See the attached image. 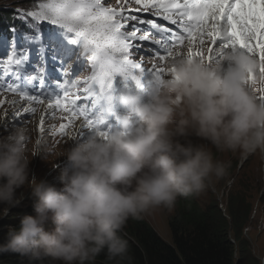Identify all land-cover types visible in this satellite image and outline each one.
Returning a JSON list of instances; mask_svg holds the SVG:
<instances>
[{"label": "clouds", "instance_id": "obj_1", "mask_svg": "<svg viewBox=\"0 0 264 264\" xmlns=\"http://www.w3.org/2000/svg\"><path fill=\"white\" fill-rule=\"evenodd\" d=\"M216 57L174 54L145 89L120 91L113 101L125 109L118 125L107 137L90 132L72 140L57 154L63 160L52 177L34 175L51 142L31 136L28 147L26 128L0 137V203L19 204L22 187L33 203L13 218L19 227H9L0 252L19 253L30 264H97L102 253L107 261L131 264L129 242L120 235L130 218L151 225L144 215L152 210L165 208L169 218L178 198L213 188L210 182L229 167L217 152L245 160L264 155V103L256 91L264 80L260 74L256 83L249 80L258 61L239 48L220 47ZM193 136L201 142L193 143ZM34 156L41 158L30 175ZM225 191L222 199L215 195L227 215Z\"/></svg>", "mask_w": 264, "mask_h": 264}, {"label": "snow or ice", "instance_id": "obj_2", "mask_svg": "<svg viewBox=\"0 0 264 264\" xmlns=\"http://www.w3.org/2000/svg\"><path fill=\"white\" fill-rule=\"evenodd\" d=\"M133 3L140 6L135 9L136 14L129 11ZM139 13L162 16L169 26L163 27L151 18H141ZM18 15L21 19L31 18L32 32L24 35L19 48L14 38L12 55L6 62L0 59V91L19 93L21 100L30 103H44L43 96L49 100V108L70 114L69 123L74 117H82V127L105 137L120 120L114 110L116 95L123 90L145 89L165 72L155 65L143 68V58L141 62L134 60L130 49L155 51L160 61H164L174 54L182 55L178 48L174 51V47L183 45L187 38L188 54L205 58L202 51L194 52L191 45L196 37L203 45L206 36L211 45L216 46L215 49L207 48L209 61L217 58L216 50L220 47L239 48L258 61L259 74L264 80V0H117V7L105 6L103 0H44L32 10H18ZM41 21L55 27L45 26L42 32ZM130 21L135 23L129 25ZM141 25L150 27L142 28ZM134 41L150 42L158 48ZM25 42L39 45L41 53L51 52L52 59L61 66L75 57L72 72H65V76L72 77L86 64L91 75L83 81L57 76L56 89L46 90L40 68L33 66L31 71L25 68L28 63ZM161 50L164 55L160 54ZM253 73L249 80L256 83ZM52 74L55 75V65ZM6 76L10 79L6 80ZM256 91L259 93L257 99L264 103V84ZM81 94L83 102L78 103L82 100ZM23 112L34 113L35 108L26 107ZM13 115L20 117L21 113L17 111ZM112 120L115 123H111ZM40 123L43 125V118ZM40 131H44L43 127ZM59 133L71 134L65 124H60Z\"/></svg>", "mask_w": 264, "mask_h": 264}, {"label": "trees", "instance_id": "obj_3", "mask_svg": "<svg viewBox=\"0 0 264 264\" xmlns=\"http://www.w3.org/2000/svg\"><path fill=\"white\" fill-rule=\"evenodd\" d=\"M1 12L9 14L7 10L1 9ZM3 13L0 23L8 25L9 20ZM237 169L238 164L233 161L225 175L230 173L233 177ZM237 177L236 185L228 190L227 195L225 193L227 215L220 209L215 194L207 203L200 202L194 195L178 198L168 218L173 233L172 244L165 241L145 220L130 218L120 235L129 242L131 264H261V259L255 257L249 248L250 241L244 234L249 213L243 211L242 194H236L238 190H235L241 182H247L241 168ZM259 194L260 200L264 201V193ZM31 209L33 203L28 208H21L20 212L24 216ZM19 223L12 218L6 221L5 226L18 228ZM14 255L0 252V257L4 259L0 264H30ZM97 264L117 262L107 261L102 253L97 257ZM120 264H128V261Z\"/></svg>", "mask_w": 264, "mask_h": 264}, {"label": "rangeland", "instance_id": "obj_4", "mask_svg": "<svg viewBox=\"0 0 264 264\" xmlns=\"http://www.w3.org/2000/svg\"><path fill=\"white\" fill-rule=\"evenodd\" d=\"M14 1V0H11ZM44 2V0H43ZM8 4H11L10 0L7 2ZM161 24V23H160ZM148 28V27H145ZM135 43V41L133 42ZM145 44L150 45V42H145ZM211 45V41L207 43V48ZM152 48V47H151ZM147 59H150L148 57ZM169 59V58H168ZM7 59L4 61L6 62ZM144 62L146 61L143 58ZM68 61V60H67ZM65 61L63 63V66L59 63V68L55 70V77H60L61 79H71L74 78L76 80L83 81L86 77H88L91 73L90 68L86 64L84 69L78 73H75L72 77L65 76V72H72L73 65L75 64V57L70 62ZM165 61V60H164ZM141 62V61H140ZM155 65L157 68H162V64L157 63L156 59L151 60L149 63L148 68L153 67ZM46 65L40 60V66L39 68L45 69ZM53 74L51 72H48L45 70L43 74V79L45 80L44 87L46 90H54L56 89L57 80L54 81L52 79ZM23 78V77H22ZM6 80L10 79V77H5ZM51 85V88H48V85ZM37 91H39V88H37ZM72 92H76V89H72ZM34 94V93H33ZM82 100L78 101V103L83 102V94ZM41 99L44 100V97L41 96ZM118 104V103H117ZM90 106V103H89ZM122 107L121 105H119ZM123 111L125 109L122 107ZM60 114H62L63 123H57L53 127L52 132L54 133V138L51 143V151L48 154L47 161L45 160H39L36 168L34 169V162L41 157L34 156L30 162L29 169H30V175H33V169L35 170L34 175L37 177L39 176H46V174L49 177H52L57 169H55V165H60V162L63 160L62 157H59L57 154L62 151L63 149L69 147L70 142L74 137H76V132H74L70 126L66 124V121L69 117V113L63 112L61 109L56 108ZM114 110L118 114H122V111H119L117 107H114ZM84 121L82 117H78V121L76 124H73L74 130L79 129V134L84 131V127H82ZM60 124H66L68 127V130H70V135H61L59 133V126ZM78 127V128H76ZM5 135V132L3 133ZM189 139L192 140L193 143H199L201 142L199 138L193 136L189 137ZM42 143H39V147H42ZM45 148H43L44 150ZM215 151V150H214ZM250 155H252L250 157ZM249 158L245 160L243 156H241L239 153H216V156L219 159H222L230 164L233 161H236L238 166L244 171L246 176L247 182H241L240 185L237 186L235 189L237 193L242 194L243 200H242V209L245 213H249V223L244 228V234L250 241L249 248L251 249L252 253L255 257L261 259V264H264V201H260L258 199L259 193H264V155L260 152H256L253 154H250ZM29 157L31 158V153L29 152ZM47 164V165H46ZM45 165V168H44ZM33 168V169H32ZM233 177H236L233 175ZM233 177H231V174L224 175L222 178L214 179L210 183L213 184V188L211 185L208 184V186L205 188L204 191L200 192L199 194L195 195L199 201L202 203H207L210 201L212 194H216L217 198L220 197L222 199V194L225 192L228 193V188L230 187L229 182L232 181ZM239 176L237 177V179ZM238 180H235L233 182V185H236ZM232 185V186H233ZM28 188H20L16 190L17 197L23 196V199L20 200V203L15 205L17 206H7L5 204L0 203V212H3L4 208H8V212L6 215H0V244H4L6 242L7 233L10 226H5V223L8 219H12L16 217V215H19L17 213H20L18 209L25 207L29 204H31V192L28 193ZM218 192V194L216 193ZM226 193V195H227ZM29 199V200H28ZM24 200V202H22ZM28 200V201H27ZM22 202V203H21ZM224 203V198H223ZM226 207V203L224 204V208ZM226 209V208H225ZM168 211L165 210V208H158L152 210L149 214L144 215V217L151 223V225L157 230V232L160 234V236L167 241L168 243H173V233L171 232L169 223H168ZM18 220V219H14ZM10 255L18 256L19 253L9 252ZM21 256H19L20 258ZM13 258V257H12ZM4 260L2 257H0V261ZM49 261L52 262L51 258H48ZM239 260V256H238ZM53 264V262H52Z\"/></svg>", "mask_w": 264, "mask_h": 264}, {"label": "bare ground", "instance_id": "obj_5", "mask_svg": "<svg viewBox=\"0 0 264 264\" xmlns=\"http://www.w3.org/2000/svg\"><path fill=\"white\" fill-rule=\"evenodd\" d=\"M162 11V10H161ZM162 20H163V18H162ZM164 21V20H163ZM164 23H165V25L168 27L169 26V22L168 21H164ZM199 38V37H198ZM158 48V47H157ZM130 51H133V55L134 56H136V55H138V53H139V51L138 52H136V51H134V50H132V49H130ZM200 51V50H199ZM164 51L163 50H161L160 51V54L161 53H163ZM165 60H168V57H166L165 58ZM5 125V122L4 121H1L0 120V137H3L4 135H3V133H4V126ZM248 157V156H247ZM247 157H245V158H247Z\"/></svg>", "mask_w": 264, "mask_h": 264}]
</instances>
